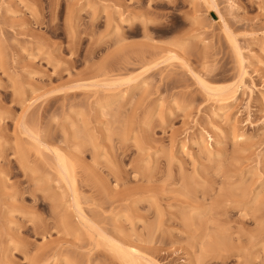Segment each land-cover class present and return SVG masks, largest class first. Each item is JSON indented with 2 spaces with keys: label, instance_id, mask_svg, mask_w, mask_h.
Returning a JSON list of instances; mask_svg holds the SVG:
<instances>
[{
  "label": "rangeland",
  "instance_id": "obj_1",
  "mask_svg": "<svg viewBox=\"0 0 264 264\" xmlns=\"http://www.w3.org/2000/svg\"><path fill=\"white\" fill-rule=\"evenodd\" d=\"M100 233L264 264V0H0V264H129Z\"/></svg>",
  "mask_w": 264,
  "mask_h": 264
},
{
  "label": "bare ground",
  "instance_id": "obj_2",
  "mask_svg": "<svg viewBox=\"0 0 264 264\" xmlns=\"http://www.w3.org/2000/svg\"><path fill=\"white\" fill-rule=\"evenodd\" d=\"M213 1V0H212ZM212 3V2H211ZM213 4V3H212ZM216 5V4H215ZM212 6V5H211ZM231 36V35H230ZM232 42L234 44V46L236 47V49L239 51V46L236 42V40L234 38H232ZM239 53V52H238ZM242 61V60H241ZM126 81V80H125ZM130 81V79H129ZM202 81V84L206 87V88H209V89H212L211 87H209L210 85H208L204 80H201ZM220 87V86H218ZM218 87H215L216 89L215 92L219 91V90H223V89H220ZM218 88V89H217ZM212 89V90H213ZM209 91V90H208ZM210 92V91H209ZM214 92V91H213ZM220 93V91H219ZM215 94V93H214ZM226 106H222L220 109V111H222V113L224 114V110H225ZM209 153H213V151L209 150ZM57 160L59 161V164L61 166V171H60V174H61V177L66 180V182H69L71 181V184H73V186H75V179L73 177L74 173L72 172V168L71 166L69 165L68 161L66 160V158L61 155V154H57ZM70 184V185H71ZM72 186V187H73ZM78 198V197H77ZM77 208H78V212L80 214L81 217L84 218L83 216V209H82V206L80 204V202H77ZM105 234L103 233H100V237L103 238V240L107 241L106 243L108 244V246L111 248L112 251L115 252V254H118L119 256H121V259H124L126 262H128L129 264H144L141 262V259L138 258L139 256L137 255H140L139 253V250L135 249V248H127L125 246H123V244H120L118 242H116L115 240L107 237L106 235L104 236ZM107 237V238H106ZM109 238V239H108ZM103 242V241H102Z\"/></svg>",
  "mask_w": 264,
  "mask_h": 264
}]
</instances>
